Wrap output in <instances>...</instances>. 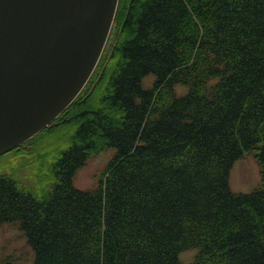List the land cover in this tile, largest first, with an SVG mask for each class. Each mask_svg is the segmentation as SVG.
I'll return each instance as SVG.
<instances>
[{
	"label": "trees",
	"instance_id": "trees-1",
	"mask_svg": "<svg viewBox=\"0 0 264 264\" xmlns=\"http://www.w3.org/2000/svg\"><path fill=\"white\" fill-rule=\"evenodd\" d=\"M249 152L261 183L233 191ZM8 154L0 224H19L30 264H264V0H118L81 93Z\"/></svg>",
	"mask_w": 264,
	"mask_h": 264
},
{
	"label": "water",
	"instance_id": "water-1",
	"mask_svg": "<svg viewBox=\"0 0 264 264\" xmlns=\"http://www.w3.org/2000/svg\"><path fill=\"white\" fill-rule=\"evenodd\" d=\"M118 0H0V156L78 97L109 36Z\"/></svg>",
	"mask_w": 264,
	"mask_h": 264
},
{
	"label": "rangeland",
	"instance_id": "rangeland-1",
	"mask_svg": "<svg viewBox=\"0 0 264 264\" xmlns=\"http://www.w3.org/2000/svg\"><path fill=\"white\" fill-rule=\"evenodd\" d=\"M153 81L154 76L148 75L143 79L142 83L144 87L149 88L153 85ZM186 91L187 88L185 86H176L177 95H183ZM113 155V150L106 149L92 156L77 171L74 185L79 189L95 188L100 178L104 176ZM260 183V166L253 152L245 153L233 163L229 173V186L233 191L250 192L259 186ZM196 252L197 250L192 248L184 250L180 253L179 258L183 263H188ZM32 259L33 252L29 248L26 236L21 231L19 224L17 222L0 224V262L30 264Z\"/></svg>",
	"mask_w": 264,
	"mask_h": 264
}]
</instances>
